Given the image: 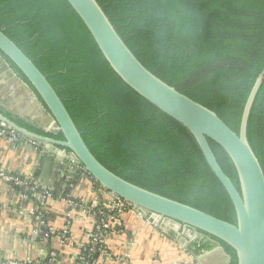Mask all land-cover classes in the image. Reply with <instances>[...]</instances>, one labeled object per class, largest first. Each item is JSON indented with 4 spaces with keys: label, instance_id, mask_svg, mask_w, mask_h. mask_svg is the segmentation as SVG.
Here are the masks:
<instances>
[{
    "label": "trees",
    "instance_id": "trees-1",
    "mask_svg": "<svg viewBox=\"0 0 264 264\" xmlns=\"http://www.w3.org/2000/svg\"><path fill=\"white\" fill-rule=\"evenodd\" d=\"M97 1L149 70L213 109L236 132L249 93L263 73L248 138L264 169V0ZM0 28L46 75L86 144L106 167L153 192L237 222L232 199L193 134L123 81L68 0H0ZM0 111L30 130L64 138ZM209 141L239 187L230 157L221 145ZM14 188L41 209L31 191ZM95 210H103L102 203ZM184 230L191 235L194 228ZM209 236L231 256L229 264H238L232 246ZM211 248L197 241L191 251L198 255Z\"/></svg>",
    "mask_w": 264,
    "mask_h": 264
},
{
    "label": "water",
    "instance_id": "water-1",
    "mask_svg": "<svg viewBox=\"0 0 264 264\" xmlns=\"http://www.w3.org/2000/svg\"><path fill=\"white\" fill-rule=\"evenodd\" d=\"M68 1L123 81L193 134L212 171L231 197L237 222L218 218L197 207L153 192L106 167L86 144L62 98L46 75L1 28L0 53H4L2 55L8 57L25 75L53 117L57 130L48 132L56 135L62 133L64 138L57 139L30 130L3 111H0V127L15 132L18 139L53 147L57 150L53 153L69 161L72 166L73 157L76 158V163L84 169L81 171L73 166L78 173L90 174L102 189L129 202L143 214L151 215L149 220L175 239L179 234L186 235L184 229L187 226L193 227L232 246L238 264H264V169L248 138L249 116L263 81V73L257 77L249 93L240 129L236 132L213 109L179 91L149 70L120 36L97 0ZM209 138L221 145L230 157L238 174L239 187L219 163ZM186 241L189 242L188 238ZM193 256L198 264H229L231 261V256L221 244Z\"/></svg>",
    "mask_w": 264,
    "mask_h": 264
},
{
    "label": "crops",
    "instance_id": "crops-1",
    "mask_svg": "<svg viewBox=\"0 0 264 264\" xmlns=\"http://www.w3.org/2000/svg\"><path fill=\"white\" fill-rule=\"evenodd\" d=\"M0 109L47 131L56 128L42 101L1 53ZM53 151L57 150L51 146L0 137L1 168L30 175L33 181L55 193L38 209L34 202L22 199L9 181L0 179L3 263L51 264L58 260L61 264H82L81 257H88L103 264L106 257H113L114 261L122 257L124 264H198L187 248L189 242L184 234L175 239L150 221L151 215L137 208L127 211L119 232L110 234L95 253L85 250L83 246L89 242L95 220L86 205L103 203L104 189ZM68 200L81 205L70 206Z\"/></svg>",
    "mask_w": 264,
    "mask_h": 264
},
{
    "label": "built area",
    "instance_id": "built-area-1",
    "mask_svg": "<svg viewBox=\"0 0 264 264\" xmlns=\"http://www.w3.org/2000/svg\"><path fill=\"white\" fill-rule=\"evenodd\" d=\"M9 137L11 139H18V136L15 132L0 127V137ZM73 166H75L77 169L83 171V167L80 164L76 163V158L73 157ZM20 172H9L5 171L0 166V179H6L10 182L13 189L14 187H22L25 190L31 191L32 196L40 201L41 206H45L49 200H51L54 197V191L42 186L39 183H35L33 185L32 178L30 175L23 174L22 177L20 176ZM22 199H28V196L24 193L17 192ZM101 199V198H100ZM103 210L96 211V207L101 204V202L96 201L87 204V208L90 210L91 214L95 217L94 224L92 230L89 232V242L85 246V250H87L89 253L93 254L95 253L99 245L102 244V242L113 233L119 232L121 229L122 221L124 219V215L127 213V211L136 209L133 205H131L129 202L123 200L117 195L112 194L111 192L107 190H103ZM29 201H32L28 199ZM102 201V200H100ZM68 203L70 206L74 205H81L78 202H75L73 200H68ZM33 212H37L36 209H34ZM70 214V213H69ZM98 215L101 216V219L98 220ZM109 258V259H107ZM80 261H82V264H97L93 261V259H89L88 257H81ZM3 261L0 259V264H2ZM125 259L122 257L116 258L114 261L113 257H106L103 261V264H124ZM21 264V263H18ZM51 264H61L58 260H54Z\"/></svg>",
    "mask_w": 264,
    "mask_h": 264
},
{
    "label": "flooded vegetation",
    "instance_id": "flooded-vegetation-1",
    "mask_svg": "<svg viewBox=\"0 0 264 264\" xmlns=\"http://www.w3.org/2000/svg\"><path fill=\"white\" fill-rule=\"evenodd\" d=\"M188 240H189V246H188V249L189 251L192 253L193 249H191V247L194 246V244L197 242V241H203L204 243L208 242L209 244L212 245V248L218 246L220 243L218 241H216L215 239L211 238L208 234L206 233H203V232H200V231H197V230H193V233L191 235H185ZM190 247V248H189ZM211 248V249H212ZM192 250V251H191ZM210 249H206L204 250L203 252L205 251H208ZM202 252V253H203ZM192 255H195L192 253Z\"/></svg>",
    "mask_w": 264,
    "mask_h": 264
},
{
    "label": "rangeland",
    "instance_id": "rangeland-1",
    "mask_svg": "<svg viewBox=\"0 0 264 264\" xmlns=\"http://www.w3.org/2000/svg\"><path fill=\"white\" fill-rule=\"evenodd\" d=\"M56 130H57V128L53 129L52 131H56Z\"/></svg>",
    "mask_w": 264,
    "mask_h": 264
}]
</instances>
